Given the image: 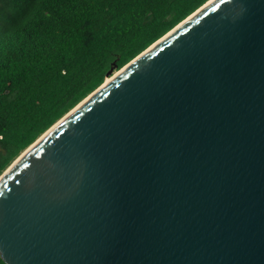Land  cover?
Segmentation results:
<instances>
[{
    "label": "water",
    "instance_id": "obj_1",
    "mask_svg": "<svg viewBox=\"0 0 264 264\" xmlns=\"http://www.w3.org/2000/svg\"><path fill=\"white\" fill-rule=\"evenodd\" d=\"M107 79L0 176L5 264H264V0Z\"/></svg>",
    "mask_w": 264,
    "mask_h": 264
},
{
    "label": "trees",
    "instance_id": "obj_2",
    "mask_svg": "<svg viewBox=\"0 0 264 264\" xmlns=\"http://www.w3.org/2000/svg\"><path fill=\"white\" fill-rule=\"evenodd\" d=\"M207 1L0 0V176L111 70Z\"/></svg>",
    "mask_w": 264,
    "mask_h": 264
},
{
    "label": "bare ground",
    "instance_id": "obj_3",
    "mask_svg": "<svg viewBox=\"0 0 264 264\" xmlns=\"http://www.w3.org/2000/svg\"><path fill=\"white\" fill-rule=\"evenodd\" d=\"M132 63H133V62H132ZM118 73H120V72H118ZM118 73H116L115 75H117ZM115 75H114L113 77H115ZM113 77L107 79L106 82H105V84L108 83L109 81H111V79H113ZM105 84H104V85H105Z\"/></svg>",
    "mask_w": 264,
    "mask_h": 264
}]
</instances>
